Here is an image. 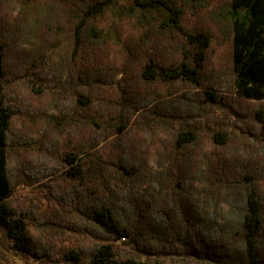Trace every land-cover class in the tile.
Instances as JSON below:
<instances>
[{"label": "trees", "instance_id": "1", "mask_svg": "<svg viewBox=\"0 0 264 264\" xmlns=\"http://www.w3.org/2000/svg\"><path fill=\"white\" fill-rule=\"evenodd\" d=\"M6 244L264 264V0H0Z\"/></svg>", "mask_w": 264, "mask_h": 264}, {"label": "rangeland", "instance_id": "2", "mask_svg": "<svg viewBox=\"0 0 264 264\" xmlns=\"http://www.w3.org/2000/svg\"><path fill=\"white\" fill-rule=\"evenodd\" d=\"M25 191L29 188H23ZM3 248H5L4 251L0 250L2 256H4L7 264H51L46 262H38L35 258L22 255L19 253H14V251H11V248L8 246V244L4 245ZM0 248V249H3ZM9 250V251H8Z\"/></svg>", "mask_w": 264, "mask_h": 264}]
</instances>
